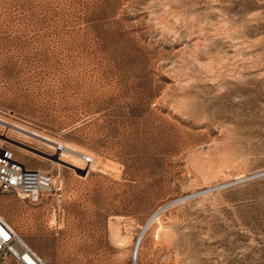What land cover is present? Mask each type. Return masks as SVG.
Returning a JSON list of instances; mask_svg holds the SVG:
<instances>
[{
	"label": "rangeland",
	"instance_id": "374dc122",
	"mask_svg": "<svg viewBox=\"0 0 264 264\" xmlns=\"http://www.w3.org/2000/svg\"><path fill=\"white\" fill-rule=\"evenodd\" d=\"M0 121L47 264H264V0H0Z\"/></svg>",
	"mask_w": 264,
	"mask_h": 264
},
{
	"label": "built area",
	"instance_id": "2783aa9c",
	"mask_svg": "<svg viewBox=\"0 0 264 264\" xmlns=\"http://www.w3.org/2000/svg\"><path fill=\"white\" fill-rule=\"evenodd\" d=\"M58 146V151H60ZM90 163L89 157H84ZM53 189L52 175L39 168H27L14 151L0 145V195L13 194L20 202L36 204ZM135 262V255L133 261ZM0 264H47L0 215Z\"/></svg>",
	"mask_w": 264,
	"mask_h": 264
},
{
	"label": "bare ground",
	"instance_id": "6f19581e",
	"mask_svg": "<svg viewBox=\"0 0 264 264\" xmlns=\"http://www.w3.org/2000/svg\"><path fill=\"white\" fill-rule=\"evenodd\" d=\"M0 122H2V121H0ZM2 123H4V122H2ZM12 127V126H11ZM16 128V127H15ZM17 129H19V131H21V132H24V133H30L29 131H27L26 129H22L21 127L20 128H17ZM35 135H36V133H35ZM37 137V136H36ZM40 137V136H39ZM43 140H45L46 138H42ZM48 140V139H47ZM50 141V140H49ZM51 143H53L52 141H51ZM55 143V142H54ZM60 145V144H59ZM63 148H64V150L61 152L62 153V155H61V157H65V156H70V154H69V152H71V153H73L74 151L72 150V147H70V146H68V145H61ZM50 147H52V146H50ZM77 151V150H76ZM57 154V153H56ZM81 154V153H80ZM88 156V155H87ZM73 157H75V156H73ZM84 157V156H83ZM66 158V157H65ZM95 158V157H94ZM93 158V159H94ZM222 158V157H221ZM91 159V163H93V164H95L96 165V160H93L92 158H90ZM225 159H226V157H225ZM223 160H224V158H223ZM232 160V159H231ZM74 161H76V160H74ZM78 161V160H77ZM76 161V162H77ZM211 161V160H210ZM215 161V160H214ZM226 161V160H225ZM229 162V161H228ZM75 163V162H74ZM73 163V164H74ZM78 163V162H77ZM214 163V162H213ZM217 164H219V163H217ZM229 164H230V162H229ZM78 165V164H77ZM80 165V164H79ZM94 165V166H95ZM223 165V164H222ZM76 166V165H75ZM97 166V165H96ZM211 166V165H210ZM214 166V165H213ZM77 167V166H76ZM81 167V166H80ZM213 168V167H212ZM212 168H210V167H208V170H207V168L206 169H202L204 172H206L205 174L206 175H210V174H212L213 173V171H212ZM214 169V168H213ZM220 169V168H219ZM201 170V169H200ZM217 172H219V171H217ZM199 173V172H198ZM216 173V172H215ZM221 173V172H220ZM204 174V173H203ZM214 174V173H213ZM206 177V176H205ZM210 177V176H209ZM212 178V177H211ZM237 179V178H236ZM206 180V179H205ZM210 180H212V179H210ZM210 180L208 181V183L210 182ZM54 183V182H53ZM70 195V194H69ZM64 196V199L65 200H70L71 198H70V196ZM74 200V199H73ZM54 216V215H53ZM2 217V216H1ZM3 218V217H2ZM156 219H158L157 217H155V219L154 220H156ZM4 220V219H3ZM153 220V221H154ZM5 221V220H4ZM51 223H53V222H51ZM61 225V224H60ZM113 226H115V225H113ZM62 227V226H61ZM113 229V228H112ZM114 230V229H113ZM112 230V231H113ZM112 231H111V233H112ZM114 234V235H113ZM112 235H113V237L114 238H116V240H117V238H118V240H119V242H122V243H124L125 244V240H128V239H125L121 234H120V232H119V229H115L114 231H113V233H112ZM125 241V242H124ZM128 242V241H127ZM121 243V244H122ZM123 246V245H122ZM127 257H128V254L127 253H124V252H122V253H120L119 254V258H120V260H126L127 259ZM133 257H134V254H132V253H130V261L132 262L133 261ZM135 261H136V256H135ZM133 263V262H132ZM120 264V263H119Z\"/></svg>",
	"mask_w": 264,
	"mask_h": 264
}]
</instances>
